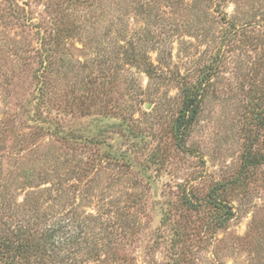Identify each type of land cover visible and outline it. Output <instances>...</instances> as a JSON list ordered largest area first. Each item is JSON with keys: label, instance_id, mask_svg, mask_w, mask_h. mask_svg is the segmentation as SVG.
Masks as SVG:
<instances>
[{"label": "rangeland", "instance_id": "obj_1", "mask_svg": "<svg viewBox=\"0 0 264 264\" xmlns=\"http://www.w3.org/2000/svg\"><path fill=\"white\" fill-rule=\"evenodd\" d=\"M261 94L264 0H0V228L35 206L44 264H264V163L223 227L199 199L264 156Z\"/></svg>", "mask_w": 264, "mask_h": 264}, {"label": "trees", "instance_id": "obj_2", "mask_svg": "<svg viewBox=\"0 0 264 264\" xmlns=\"http://www.w3.org/2000/svg\"><path fill=\"white\" fill-rule=\"evenodd\" d=\"M130 59L134 60L135 57L133 56ZM204 72L205 74L203 75L206 76L204 79L201 78V80L197 82L182 84V86H180L181 102L171 128L175 146L180 150H186L184 138L188 128L198 113L203 91V80H205L210 73L208 70ZM87 88L88 87L82 88L81 92L84 93ZM260 98L264 100V94H261ZM262 109H264V104ZM261 117L262 116H258L257 118L260 119ZM257 125L260 128L262 122H257ZM261 163H264V156L256 152L253 153L252 149L249 148L241 156V167L238 172H236V175L231 179L222 180L213 184L209 191L203 197L199 198L204 200L203 203L205 202L206 205L212 207L213 210L214 208L217 210V213L211 217L214 219V226L211 228L223 227L226 221L231 218L233 214L231 210L232 206L228 204L229 200L226 198V194L232 190H236L237 187L241 185L242 178L244 177L246 179L253 168ZM182 202L187 204L190 208L196 207L194 199L190 198L188 194H183ZM26 205L28 208H26ZM13 208V204L10 202H3V213L7 218L15 219V228H0V263L44 264L45 260H54L55 257L53 254L56 252L53 249L52 242L49 238L44 237L45 231L38 226L36 222L37 216L32 214V212L36 210L35 206H29L25 203L20 204L18 206V208H20L18 209V213L22 215V217L16 213L13 214ZM26 209H28V214L24 216L22 211H26ZM6 223L10 225L12 220Z\"/></svg>", "mask_w": 264, "mask_h": 264}]
</instances>
